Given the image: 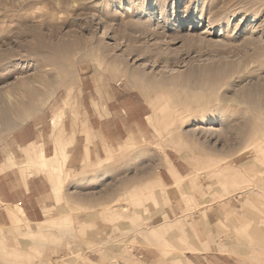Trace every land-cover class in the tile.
<instances>
[{
  "label": "rangeland",
  "instance_id": "rangeland-1",
  "mask_svg": "<svg viewBox=\"0 0 264 264\" xmlns=\"http://www.w3.org/2000/svg\"><path fill=\"white\" fill-rule=\"evenodd\" d=\"M0 191L57 203L0 200V264H87L96 225L264 264V0H0Z\"/></svg>",
  "mask_w": 264,
  "mask_h": 264
},
{
  "label": "crops",
  "instance_id": "crops-1",
  "mask_svg": "<svg viewBox=\"0 0 264 264\" xmlns=\"http://www.w3.org/2000/svg\"><path fill=\"white\" fill-rule=\"evenodd\" d=\"M67 104L68 106L71 105L69 101ZM55 117L56 118L54 119V130L60 134L61 129L59 128V122L57 120V116ZM85 127V133L89 139L90 127L89 125H86ZM36 147L37 146L33 143L21 150V159H23V163L31 165L37 171L48 173L51 176H56L59 171L58 159L60 151H58L53 157H45L49 160V169L47 170L42 169L38 165V163H36V160L40 155ZM168 166L175 175L179 176L172 167V164ZM0 200L4 205H7V207L9 208V215L14 223L23 222L27 219L31 225H36L41 222L42 223L40 225H42L44 223L56 220L54 218H51L47 221H44L46 210H54L57 207V203L54 206H46L45 208L40 203L35 204L27 202L25 200V196L16 199L7 196L2 191H0ZM96 227H98L99 229L96 236L89 237V239L87 240L90 244H93L94 246L91 250H88L85 253V259L87 260V264H126L127 260H136L137 264H168L167 260L161 255H159V253H157L150 245L151 243H149L142 236L133 235L132 238H129L131 244L130 248L124 247L122 249H114L112 247H103L102 245L105 244V239L114 240L119 239L121 236H117L118 232L115 231V228L113 227L104 228L100 225H96ZM166 245V248H172L171 245ZM213 254L214 253L206 252L193 254L187 252V256L185 258L192 259L193 263L195 264H225L222 261H219V258L213 256Z\"/></svg>",
  "mask_w": 264,
  "mask_h": 264
},
{
  "label": "bare ground",
  "instance_id": "bare-ground-1",
  "mask_svg": "<svg viewBox=\"0 0 264 264\" xmlns=\"http://www.w3.org/2000/svg\"><path fill=\"white\" fill-rule=\"evenodd\" d=\"M177 25H178V28H179V29H183V28H185V26H181V25H182L181 23H177ZM28 81H29V82L26 84V85H28V86H30V84L33 85V84L36 83V81H34V80H30V79H29ZM26 82H27V81H26ZM30 116H31V115H30ZM30 116H29V117H30ZM29 117H28V119H29ZM176 176H177V175H176Z\"/></svg>",
  "mask_w": 264,
  "mask_h": 264
}]
</instances>
